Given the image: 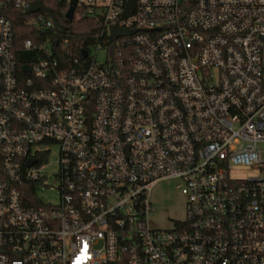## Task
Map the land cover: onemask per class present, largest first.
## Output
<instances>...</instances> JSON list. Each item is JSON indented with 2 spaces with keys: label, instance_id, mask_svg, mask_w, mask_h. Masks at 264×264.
I'll use <instances>...</instances> for the list:
<instances>
[{
  "label": "built area",
  "instance_id": "2783aa9c",
  "mask_svg": "<svg viewBox=\"0 0 264 264\" xmlns=\"http://www.w3.org/2000/svg\"><path fill=\"white\" fill-rule=\"evenodd\" d=\"M33 1L0 0V264H264V0H75L103 24L85 57ZM165 179L185 216L159 228Z\"/></svg>",
  "mask_w": 264,
  "mask_h": 264
},
{
  "label": "trees",
  "instance_id": "16d2710c",
  "mask_svg": "<svg viewBox=\"0 0 264 264\" xmlns=\"http://www.w3.org/2000/svg\"><path fill=\"white\" fill-rule=\"evenodd\" d=\"M44 5H46L52 11V15L55 20L68 27L67 34H56L54 36L59 41V47L64 54L70 53L74 56H79L81 49L88 48L95 41V36H98L103 31V24L101 20L97 19H80L75 18L72 21H68L65 18V11L67 9L66 0H40ZM13 16L11 21L13 23L17 45L21 43L26 38H32L34 34V29L31 24L27 23L26 20L28 16L23 13L21 9L11 8ZM63 42H67V47H61ZM57 46V48H58ZM53 49H56L54 47ZM19 57L23 62H27V56L24 51L19 52ZM43 156H47L44 154ZM34 187L30 186L24 188L23 194L26 196H33Z\"/></svg>",
  "mask_w": 264,
  "mask_h": 264
},
{
  "label": "rangeland",
  "instance_id": "374dc122",
  "mask_svg": "<svg viewBox=\"0 0 264 264\" xmlns=\"http://www.w3.org/2000/svg\"><path fill=\"white\" fill-rule=\"evenodd\" d=\"M98 61L104 60L103 51L96 54ZM45 172L48 175L47 181L50 186L39 188L38 196L45 201L55 204L57 202V192L52 186V174L57 170V154L55 151L49 154L46 162ZM255 169L241 167L231 170V176L234 178H247L256 175ZM150 202L153 210L150 211L149 218L151 225L159 228H168L172 226V221L182 219L185 216L184 196L176 188V180L165 179L156 183L150 193Z\"/></svg>",
  "mask_w": 264,
  "mask_h": 264
},
{
  "label": "water",
  "instance_id": "95a60500",
  "mask_svg": "<svg viewBox=\"0 0 264 264\" xmlns=\"http://www.w3.org/2000/svg\"><path fill=\"white\" fill-rule=\"evenodd\" d=\"M134 6H135V0H128L127 7H126L123 14L125 16L130 15L132 13V11L134 10ZM74 7H75V0H70V5H69V7L66 11V14H65L66 20L72 21ZM38 10H43V11L47 12L50 16H52V12H51L50 8L44 6V4L40 0H35V1L31 2L30 6L25 10V13L28 14V13H32V12H35ZM54 28L62 34H65L67 32V29H68L67 26L58 23L56 20H54ZM110 32H111L113 37H117L119 35H123V34L128 33V31H126L124 29L117 28L115 26H112L110 28ZM81 54L83 57H85L86 51L83 49L81 51ZM23 69L25 71H28V67L26 65L23 66ZM31 163H33V160H28L27 165H30Z\"/></svg>",
  "mask_w": 264,
  "mask_h": 264
}]
</instances>
